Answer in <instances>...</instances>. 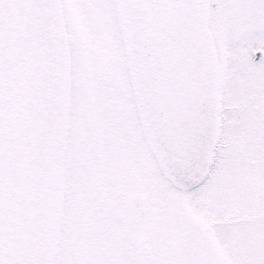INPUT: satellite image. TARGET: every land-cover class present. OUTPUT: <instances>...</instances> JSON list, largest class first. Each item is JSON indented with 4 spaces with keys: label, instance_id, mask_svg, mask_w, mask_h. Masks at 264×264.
<instances>
[{
    "label": "snow or ice",
    "instance_id": "snow-or-ice-1",
    "mask_svg": "<svg viewBox=\"0 0 264 264\" xmlns=\"http://www.w3.org/2000/svg\"><path fill=\"white\" fill-rule=\"evenodd\" d=\"M0 264H264V0H0Z\"/></svg>",
    "mask_w": 264,
    "mask_h": 264
}]
</instances>
